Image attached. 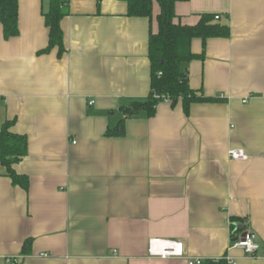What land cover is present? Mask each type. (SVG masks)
Masks as SVG:
<instances>
[{
    "label": "crops",
    "instance_id": "0c3cea01",
    "mask_svg": "<svg viewBox=\"0 0 264 264\" xmlns=\"http://www.w3.org/2000/svg\"><path fill=\"white\" fill-rule=\"evenodd\" d=\"M49 5L19 0L10 40L0 24V127L11 122L26 138L14 170L29 180L27 190L14 185L0 163V264H264V0L177 3L176 24L209 15L230 28L229 38L193 40L204 58L185 66L190 87L217 101L189 115L163 102L110 138L122 109L151 93L160 7L150 20L128 17L121 0H70L59 59L58 49L38 55ZM247 232L255 258L233 248ZM154 239L183 242L184 257H150Z\"/></svg>",
    "mask_w": 264,
    "mask_h": 264
},
{
    "label": "trees",
    "instance_id": "16d2710c",
    "mask_svg": "<svg viewBox=\"0 0 264 264\" xmlns=\"http://www.w3.org/2000/svg\"><path fill=\"white\" fill-rule=\"evenodd\" d=\"M128 5L127 16L131 18L153 19L155 4L160 7L157 17L158 32L151 33L149 52L152 68L151 93L146 100L134 101L122 109L125 118L115 128L108 130L107 137H124L126 134V120L144 113L148 118L156 115L158 106L166 101L175 107L181 103L187 115L193 104L213 103L216 99L206 98L201 92L190 87L189 75L185 66L192 61L202 60L203 55L192 52L191 46L195 39H201L204 45L209 39L229 38V26L213 23V17L204 15L197 26L188 27L175 23L177 3L188 0H121ZM70 0H50L49 8L43 13L46 27L49 30L48 47L39 56L47 55L58 49V58L67 52L64 45L62 20L69 16ZM0 24L4 37L10 40L19 36V0H0ZM13 123L6 122L0 127V163L7 169V174L13 184L28 189L29 180L18 175L14 166L27 155V140L25 137L11 132ZM239 224L233 221V239ZM32 241L25 242L23 254L29 252ZM221 263L224 264V261ZM220 263V264H221ZM212 264H218L213 262Z\"/></svg>",
    "mask_w": 264,
    "mask_h": 264
},
{
    "label": "built area",
    "instance_id": "2783aa9c",
    "mask_svg": "<svg viewBox=\"0 0 264 264\" xmlns=\"http://www.w3.org/2000/svg\"><path fill=\"white\" fill-rule=\"evenodd\" d=\"M216 22L221 20V17L216 16ZM90 106L95 102L91 101ZM230 158L235 161H246L248 156L243 150H232L229 152ZM233 248L243 250L247 255L255 258L260 250V245L253 239L251 233L247 232L242 237L233 242ZM185 254V244L176 241L164 240H150L149 242V256L153 258H160L163 260L172 258H183ZM227 264H235V261L227 257L225 258ZM188 264H205L203 260L190 261Z\"/></svg>",
    "mask_w": 264,
    "mask_h": 264
},
{
    "label": "water",
    "instance_id": "95a60500",
    "mask_svg": "<svg viewBox=\"0 0 264 264\" xmlns=\"http://www.w3.org/2000/svg\"><path fill=\"white\" fill-rule=\"evenodd\" d=\"M238 229H242V227L241 226H238Z\"/></svg>",
    "mask_w": 264,
    "mask_h": 264
}]
</instances>
